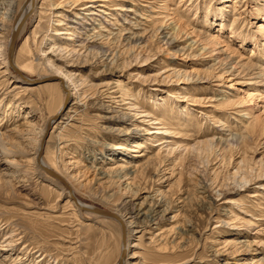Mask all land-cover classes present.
<instances>
[{
    "label": "rangeland",
    "instance_id": "rangeland-1",
    "mask_svg": "<svg viewBox=\"0 0 264 264\" xmlns=\"http://www.w3.org/2000/svg\"><path fill=\"white\" fill-rule=\"evenodd\" d=\"M57 2L37 0L16 38L13 63L36 82H24L9 64L5 69L9 24L0 37V134L12 149L10 155L0 152V264L118 261L119 224L75 209L62 183L17 152L18 144L30 148L19 142L18 130L28 121L42 126L63 95L70 117L50 127L41 157L55 163L63 179L78 177L70 181L74 195L122 214L130 202L161 203L152 234L137 231L129 239L135 253L131 264H264V75L246 67L248 59L256 63L264 55V0H113L111 14L98 12L93 22L99 29L98 22L107 19L112 33L73 54L56 50L58 45L68 49L71 35L52 31L76 19L74 13L79 19L88 15L78 6L56 7ZM119 5L135 12L124 14L114 8ZM173 16H179L182 32L165 37L161 25ZM233 18L236 36L230 34ZM135 19L138 25L128 24ZM206 20L213 25L206 26ZM123 27L130 33H119ZM134 32L140 42L125 39ZM186 34L207 49H186ZM171 38L176 40L170 44ZM51 62L75 81L72 97L67 99L58 79H48L55 76ZM229 65L236 66V75L214 77ZM115 87L127 98L119 112L109 113L107 96ZM124 113L129 115L119 120ZM159 119L166 130L152 135ZM136 126L148 130L135 135ZM136 141L142 147L132 151ZM108 156L118 159L108 161ZM7 160L16 161L19 171L12 173ZM131 160L135 168L128 178L95 174L112 162L119 167ZM12 175V184L6 183ZM241 176L248 182L241 183ZM123 192L126 198L120 200ZM9 235L11 245H4Z\"/></svg>",
    "mask_w": 264,
    "mask_h": 264
},
{
    "label": "bare ground",
    "instance_id": "bare-ground-1",
    "mask_svg": "<svg viewBox=\"0 0 264 264\" xmlns=\"http://www.w3.org/2000/svg\"><path fill=\"white\" fill-rule=\"evenodd\" d=\"M18 1L19 0H0V37L4 36L5 30H6L5 28L8 26V24H9L8 28H10L9 29V35H8V38H7V42H6V46H4V49H3V50L7 49V56L4 58V62H3L4 65H5V69H8V66L10 65L9 57H8V46H9L10 41L12 39V34L14 32L16 33L15 42H14V47H15L16 38L21 33L25 21L34 12L35 7H36V3H37V0H24L20 5H18ZM112 1L113 0H73V1L72 0H58V2L56 4V7H65V6L71 7L72 6L73 8H75V7L78 6L79 7L78 9L85 10V14L88 15V17H83L82 16L81 19H79L80 16H79V13L77 12V13H74V16H75L76 19H69V21L71 23L70 22L69 23H64V25H66L65 28H60V29H54L53 28L54 30L52 31V33H55V34H70L71 35L70 38H69V46L70 47L67 49V47L62 48L61 45H58L56 50L60 48L61 50H66V52L70 51V53L72 52V54H73L74 52H78L80 49H83V48L87 49L89 47L91 48V47L97 46L96 43H97V41L99 39L103 38L104 36L106 37V35H108L109 33H112V32H110L111 31L110 27H112L111 26L112 22L108 21L109 23L104 24V22L107 21V19H105V18H104L103 22L102 21L98 22L97 25L99 27H97V28H99V29H96V26H94V24H93L94 20H97L95 16L98 15V12L103 13L105 16L111 14V12H110V10H111L110 2H112ZM119 1H123V0H119ZM86 2H89V3H86ZM131 3H132L131 5L134 4L132 1H131ZM53 4L54 3H51V5H53ZM114 8L115 9H119L121 12H125L124 14H127L129 12L134 11V9L131 6H126V5H119V6L114 7ZM235 11L236 10L234 9L233 12H235ZM208 12H209V9L205 11L204 17H207V13ZM53 16L60 17L61 14H59V12H55V14H53ZM68 18L69 17L65 14L64 15V19H68ZM219 19H221L220 16H219ZM214 20H216V17H215ZM217 20H218V18H217ZM168 21H169L168 23L164 22V24L162 23V25H161V27H163L165 29V31H164L165 37L167 35H170V34L172 36H176L177 34H180L182 32V25L180 23L179 16H173V17L169 18ZM136 22L137 21L135 19L133 22L130 21L128 24L129 25H131V24L132 25H138V23H136ZM211 23H212V21L206 20V26H209V24H211ZM87 25H90V26L92 25V27H89ZM212 25L213 24H211V26ZM218 25H219L218 26V31L221 32L223 27H224L223 21H220ZM132 27H135V26H132ZM230 27H231L230 34H232V36H236V35L239 34L238 31H237L238 26H237L236 18H233L231 20V26ZM262 27H264V26H262ZM117 29H118L119 33H120V31H123V30H125L126 33H130L129 32L130 28H127V27H123V28H120V29L117 28ZM104 32H106V33H104ZM186 36H187V40L184 41V43H185L184 47L186 49H191V50L195 49V50L200 51V52H203V51H205L207 49V46L205 44H202L201 42L199 43V41L196 38L192 39L190 36H188V34H186ZM3 39H5V38H3ZM125 39H127V41L137 43V42H140V40L142 38H141V36L135 35V32H134V33H132V35H128L127 37H125ZM212 39H214V41H216V43L220 42L218 35H215ZM174 40H176V39L171 38L169 43L170 44L173 43ZM14 47H13V51H12V56L10 58L13 65H14V63H13ZM4 52H6V51H4ZM49 61H51V60L48 59V62ZM248 62H247V66H246L247 69H250V70L259 69L258 71L261 72V75H262V72H263V75H264V55H263V57L262 56L259 57V60L256 63H253L249 59H248ZM258 62H261V63H258ZM49 65H50L49 67L52 70V72L50 74L51 75H55L54 76L55 78L53 80L58 79L59 86L65 91V93H66L65 96H67V99L72 97L73 93L71 92L72 88H70V86H72L71 84H74L75 81H73L71 79L70 75H67V73H64L61 69L55 67V65H53L52 62ZM14 67L17 69V71H15L12 67L11 68L14 70V72L19 77L22 78L23 74H21L20 70L15 65H14ZM236 70L237 69H236L235 65H229L227 67H223V69L221 70L222 72L220 74L216 75V76L214 75V77H216L217 79H222V78L227 77V76H224L225 74L234 76V75H236V73H234V71H236ZM259 72H257V73H259ZM250 74H252V71H250ZM228 87L230 88L231 84L228 85ZM109 93L110 94L107 96L109 99L107 100V105H106L107 108H108V112L109 113L119 112V110L122 109L120 105L125 103V102H123V100L127 98V96H126L127 94H124V93L120 92L119 87L113 88ZM62 98L64 99V95H63ZM63 99L61 100V103H60L59 107L51 115H49L45 119V121H44L42 126L36 127L35 123H33L32 121H28L27 124L25 123V125H24L25 128H20L18 130L16 135H17V138H18L19 142H27V143H29L28 145H30V148L28 147L29 149H27L26 148L27 146L23 147V146H19V144H18V147H20V148L22 147V149L19 148L20 150L18 149L17 152H18V154H20L23 157L24 156L26 157V156L29 155L27 157V161H30L34 165L35 169L38 172L39 171L40 172H42V171L46 172L51 177H54L60 183H62V189H65L67 191L68 200H69V202H71V204L73 205V207L75 209L98 214V213L94 212L92 209L99 208V207H94L93 205L85 204V203H83L80 199H78L74 195V193L72 191V188L70 186L71 185L70 181H72V182H73V180L77 181L78 177L77 178L76 177H71L70 179H65L64 178L65 179L64 180L60 176L61 174H60L59 170L56 168V165L54 167L55 163L52 162L53 163L52 165L46 163L43 160V158L41 157L42 152H41L40 156H38V151L40 149V141H41V139H42V137H43V135L45 133V129H46L47 124H50V127L53 128V127L57 126L61 122V119H63V118L64 119H69V117H70V116L67 117V115H68L67 113L70 111V108H69L70 104L67 103L66 104L67 106L63 107L62 106L63 105V101H64ZM221 99H222V100H220L221 103L226 102L225 98H221ZM106 111H107V109H106ZM74 112H76V110H74ZM248 113L249 112H245L244 114L247 115ZM105 115H106L104 117L105 119H108V120L114 119V116L112 114H105ZM128 115H129V113H124L123 116L119 118V120L124 119ZM205 117H208V116H205ZM155 123L159 124V127H156L153 130V132H151V133H153L152 135H156L158 133L159 134L163 133L166 130L165 129V122H163L161 119L157 120ZM36 129H37V132H34ZM132 129H133L132 131H134L133 134H135V135H136V133L140 132V130H143V131H147L148 130V129L141 128V127H138V126L132 128ZM23 133L34 134L35 136L33 135L31 137H29V136L26 137V136L23 135ZM4 139H3L2 135L0 134V152L5 154V155H10L12 153L11 152L12 149L10 150L8 147L5 146ZM147 139L149 140L150 137H148ZM216 140H218V142L222 141V138L220 137V135L216 138ZM24 145H26V143ZM43 147H44V144L42 146V151H43ZM133 147H136V148H135V150H132V151H137V148H141L142 146L139 143V141H136L134 143ZM118 148L119 147H117V149ZM120 148H123V147H121V145H120ZM13 153H15V152H13ZM107 159H109L108 161H111V160H114V159H118V157L117 158H113V157L108 156ZM114 164L115 163L112 162L110 167L107 168V169H104L103 167L99 168L97 173H95L96 176L99 179H105V178H110V177H119L120 178V177H127L128 175H131L134 172L135 166H134L132 160L128 163L127 166H119V167H117ZM7 165L14 167V169L11 170L12 173H15L18 170L17 169L18 163L16 161L7 160ZM44 167L49 168L50 170H52L58 177L48 173V171ZM66 173L68 174V172H66ZM3 175H6V174L3 173ZM59 178H61V180H63V181H60ZM12 179H14L13 175L9 176V178H5L4 181L6 183H8V184H12ZM240 182L241 183L243 182V184L248 182L247 177L246 176H241ZM78 184L83 186V184L80 181L78 182ZM201 188L204 191V186L201 187ZM139 191L140 192L138 194H136L137 198L139 197L140 193L146 191V189L143 187ZM70 192L74 196L75 200L71 199ZM122 197L124 199L126 198L125 197V192L119 194V199L120 200H122L121 199ZM133 200H134V198H130V199L126 200V201H133ZM130 205L131 206L128 209H125V212H123L124 214L120 213L121 211L119 212L118 210L117 211H115V210L107 211V212L113 213L114 215L117 216L119 221H116V220L115 221L119 224L120 231H121V224H122V226L124 228V240L122 242V235H121L122 246L120 245L121 246V251L119 252V256H118L119 257L118 261L121 259V262H122L121 264H131L133 257H135V255H134L135 253H131L132 246H134V244L131 245L130 242H129V239L132 237V233L137 232V231H144V232L152 234V232H150L151 229L153 228L152 227L153 226L152 220L153 219L154 220L158 219L157 217H159L158 213L160 212L159 207L161 206V203L156 201V200H153V201L151 200L149 203L146 202L145 204H144V202H142L140 204H135L134 202H130ZM167 209L168 208H165L163 210V212H166ZM102 210H104V209H102ZM101 216H104V215H101ZM104 217H106V216H104ZM107 218H109V217H107ZM110 219H112V218H110ZM12 237L13 236L9 235L8 238H7L9 240L4 245H11L10 243L13 240ZM6 240H4L2 242H5ZM153 240H154L153 237H151V241H153ZM118 261H117L116 264H118Z\"/></svg>",
    "mask_w": 264,
    "mask_h": 264
},
{
    "label": "water",
    "instance_id": "water-1",
    "mask_svg": "<svg viewBox=\"0 0 264 264\" xmlns=\"http://www.w3.org/2000/svg\"><path fill=\"white\" fill-rule=\"evenodd\" d=\"M15 37H16V33L14 32L13 34H12V39H11V41H10V44H9V46H8V57H9V63H10V66L15 70V71H17V69L14 67V65L12 64V62H11V56H12V51H13V47H14V42H15ZM22 78H23V80H24V82H26V83H32V82H36L37 80H30L28 77H26L25 75H22ZM55 77L54 76H50V77H48V79H50V80H53ZM49 131H50V124H47V126H46V129H45V133H44V135H43V137H42V139H41V141H40V149H39V151H38V156H40V154H41V152H42V146H43V144H44V142H45V140H46V138H47V136H48V134H49ZM47 171H48V173H50V174H52V175H54V176H56V177H58L52 170H50L49 168H46V167H44ZM60 179V181H63V180H61V178H59ZM70 197H71V199H74L75 200V198H74V196L72 195V193L70 192ZM94 212H96V213H98V214H100V215H104V216H106V217H109V218H112V219H114V220H116V221H119L118 220V218H117V216L116 215H114L113 213H110V212H107V211H105V210H102V209H100V208H94V209H92ZM121 235H122V242H123V240H124V228H123V226H122V224H121ZM122 262H121V259L118 261V264H121Z\"/></svg>",
    "mask_w": 264,
    "mask_h": 264
}]
</instances>
